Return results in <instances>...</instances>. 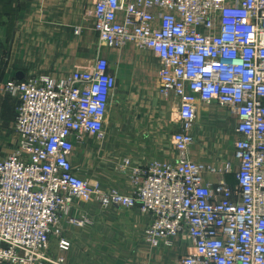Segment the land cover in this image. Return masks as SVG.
Instances as JSON below:
<instances>
[{"label":"built area","instance_id":"built-area-1","mask_svg":"<svg viewBox=\"0 0 264 264\" xmlns=\"http://www.w3.org/2000/svg\"><path fill=\"white\" fill-rule=\"evenodd\" d=\"M98 54L91 69L67 78L9 80L16 96L18 143L0 159V264H64L48 249L52 236L67 251L63 221L78 202L137 208L148 216L144 240L169 248L190 241L181 264H264V0H95ZM151 49L162 62L161 85L179 107L176 161L141 166L125 157L128 193L81 176L76 143L103 139L117 78L106 48ZM219 102L237 119L236 186L212 185L191 157L197 101ZM210 167V173L229 172Z\"/></svg>","mask_w":264,"mask_h":264},{"label":"crops","instance_id":"crops-1","mask_svg":"<svg viewBox=\"0 0 264 264\" xmlns=\"http://www.w3.org/2000/svg\"><path fill=\"white\" fill-rule=\"evenodd\" d=\"M95 0H0V159L18 143L15 130L19 99L3 92L9 80L49 75L67 78L77 69H91L98 54ZM104 55L117 78L111 94L103 139L88 137L76 143L74 163L81 176L101 180L105 187L128 193L129 172L121 166L125 157L145 166L160 159L178 158L173 135L179 131L174 93L162 92V62L151 49L106 48ZM191 157L205 165L212 185L225 180L236 186L238 162L234 143L240 137L237 119L215 101H197ZM229 172L210 173V167ZM73 215L93 223L76 225L64 219L67 251L52 236L48 253L63 257L64 264H181L193 251L190 241L172 238L169 248L154 247L144 240L149 218L137 208H101L78 202ZM52 264V263H48Z\"/></svg>","mask_w":264,"mask_h":264}]
</instances>
